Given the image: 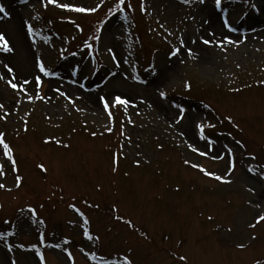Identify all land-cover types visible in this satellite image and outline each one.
<instances>
[{"label":"rangeland","instance_id":"1","mask_svg":"<svg viewBox=\"0 0 264 264\" xmlns=\"http://www.w3.org/2000/svg\"><path fill=\"white\" fill-rule=\"evenodd\" d=\"M58 2L100 6L0 0L14 47L0 52V132L18 169L0 146V264H264V0ZM5 63L48 99L11 88ZM117 95L130 102L105 109Z\"/></svg>","mask_w":264,"mask_h":264},{"label":"snow or ice","instance_id":"2","mask_svg":"<svg viewBox=\"0 0 264 264\" xmlns=\"http://www.w3.org/2000/svg\"><path fill=\"white\" fill-rule=\"evenodd\" d=\"M22 2L24 3H27L28 0H22ZM39 2L41 3L42 7H44L45 9L49 6V5H55L56 7H59L61 9H65V10H69V11H75V12H80V13H89V12H95L97 11V8H99L100 5H97L96 8H86V7H78V6H75L71 3H60L58 2V0H39ZM103 2V0H101V3ZM183 3L185 4H188L190 3V0H183ZM198 3L200 4H204L206 3V0H198ZM125 4V0H117V4H116V8L119 9L121 5ZM215 6L216 8H221L222 7V0H215ZM0 14H3V17H8L10 15V13L5 9V7L3 5H0ZM24 27L26 28V33L29 37H32L33 34H34V31H33V26L30 24V23H27V21L24 22ZM77 28H80L79 25H76ZM94 39H98V37H94ZM225 41L227 42H231L228 40L227 37H225L223 40L221 41H218V43H224ZM34 43V41H33ZM203 43L204 44H210L211 43V40H208V39H203ZM183 41H181V47H183ZM89 47H91L89 45ZM180 51V48H177L173 51V55H176L178 52ZM0 52H5V53H12L14 52V47L10 45L9 43V40L7 39L6 37V34L3 33V32H0ZM109 52H112V49H109ZM188 53L189 55L192 54V50L191 49H188ZM113 59H115V56H113ZM35 68H38L39 69V72L44 74V75H54V73L52 72H49L46 67H45V64L44 62L40 59V57H36L35 58ZM3 67L5 69H7V72L9 74H11V78L7 80L8 84L11 86V88L13 89H17L19 87L20 91L25 95V98L28 100V101H32L36 98H39L41 100H44V99H48L46 97H43V96H39L38 93L36 96H33V95H30L28 94V89L26 88V85H28L29 83H31V81H29L28 79H23L22 83L20 81H18L15 77V73H14V69L7 63H5L3 65ZM0 79H5V76L3 75H0ZM35 83H36V86L37 88H39L40 86V83H41V80H42V77L40 75H35L33 77ZM186 87H190L189 85H185ZM81 87H83V85H81ZM56 92H58L60 95L62 96H65L67 99H69L70 102H73L72 101V98L70 96H67L66 93L62 92L59 88L55 89ZM159 95L160 97H165L166 96V93L164 91H160L159 92ZM101 103L103 104L104 108L105 109H108L110 106H115L117 104L119 105H127L130 101L127 99V98H122L120 95H117L115 97H106V96H100L99 97ZM17 103H20V101L18 100ZM4 108V105L3 104H0V109H3ZM77 110H80V109H77ZM10 113H8L7 111L5 112V115L4 117H0V118H4L6 119L7 116L9 115ZM109 115H111V113H109ZM183 117L181 116L180 119H182ZM230 119V118H229ZM179 122V121H177ZM198 127H202L200 125H198ZM25 131H27V122L25 121ZM108 131H111V128L107 129ZM5 133L3 132H0V146H2V150H3V156L6 157L7 161H10L11 162V165H12V170L13 171H18L17 169V162L14 158V155H13V149L12 147L6 142L5 140ZM95 135V134H93ZM57 143H60V141H56ZM239 143V141L237 142ZM67 147V145H65ZM191 147V145H190ZM193 151H198V149L196 148H193L192 149ZM230 151V150H229ZM201 155H205V153L201 152L200 153ZM215 159H220L221 157L217 156V157H214ZM185 163H189V161H185ZM137 164H139V161H137ZM193 167H197V168H200L201 171H204L206 175L208 176H212V177H215V179L217 180H224V177L220 176V175H217L213 172H210V171H206L205 169H203L200 165L198 164H193L192 165ZM37 167H39L42 171H47V169L44 167L43 164H39L37 165ZM234 168V165H231L229 167V173L233 170ZM115 170V169H114ZM249 171H252L254 172L253 169H249ZM5 175V172H4V165L3 164H0V176H3ZM225 175H228V173H226ZM262 178H264V176H262ZM22 178L17 175L16 176V187H20V182H21ZM225 182H230V181H225ZM6 185H4L3 183H0V189H3L5 188ZM249 192H253L255 193V189L254 188H251L249 187L248 189ZM251 203V201H250ZM257 207H259V205H256ZM69 208L73 209L75 212L79 213V215L81 217L84 216V213L80 211L79 208L76 207L75 204H72L70 203L68 205ZM98 207V205H97ZM28 211L32 214H35V209L31 208V206L28 207ZM119 219H123L122 217H120ZM264 221V215H258L256 217V223H260ZM41 223H43V221H41ZM89 223V221L87 220V218H85L83 220V224L84 225H87ZM128 223H131L130 221H128ZM256 225L253 224V225H250V227H255ZM83 235L85 237H87L88 240H92L93 237L92 235L90 234V232L88 231L87 228H84V231H83ZM96 239H99V237H96ZM41 242H44L43 241V234H41ZM64 244L67 245L68 244V240L65 239L64 240ZM21 248L24 247V245H20ZM35 247V246H33ZM49 247H54V248H61L62 246L60 244H55V245H49ZM237 247L239 248H243L244 245L243 244H238ZM9 250H11L9 248ZM65 252H68V249L65 247L63 249ZM69 257H71V253H68ZM181 260H186V257L184 256H181L180 257ZM12 264H15V261L12 262ZM40 264H46L45 260H44V257L43 255H40ZM127 264H131L130 261H127ZM256 264H260V261H256Z\"/></svg>","mask_w":264,"mask_h":264}]
</instances>
